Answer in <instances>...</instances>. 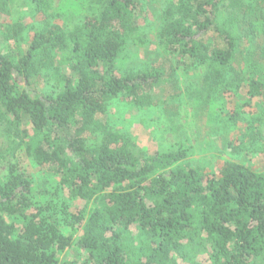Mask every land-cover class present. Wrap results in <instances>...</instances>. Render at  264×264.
I'll list each match as a JSON object with an SVG mask.
<instances>
[{
    "label": "trees",
    "instance_id": "1",
    "mask_svg": "<svg viewBox=\"0 0 264 264\" xmlns=\"http://www.w3.org/2000/svg\"><path fill=\"white\" fill-rule=\"evenodd\" d=\"M246 1L173 0L162 11L159 37L185 66L206 64L219 97L238 49L230 23ZM24 6L32 21L11 37L29 42L25 53L0 51V122L26 126L27 155L50 171L35 182L11 167L0 183V264H264V172L225 160L210 173L183 148L150 154L97 122L116 98L161 82L117 67L138 1L88 0L62 22L37 19L41 0ZM211 32L218 43L205 42ZM247 84L260 96L262 81ZM74 246L82 258L69 254Z\"/></svg>",
    "mask_w": 264,
    "mask_h": 264
},
{
    "label": "rangeland",
    "instance_id": "2",
    "mask_svg": "<svg viewBox=\"0 0 264 264\" xmlns=\"http://www.w3.org/2000/svg\"><path fill=\"white\" fill-rule=\"evenodd\" d=\"M41 1L44 13L37 19L50 14L58 22L79 15L88 4V0ZM137 1L141 9L137 29L120 51L117 67L120 72L160 73L162 79L138 99L127 95L116 98L97 122L125 131L150 154L183 148L192 165L210 173L225 160L264 172V0L244 2L238 20L230 23L238 49L227 79L231 88L221 97L217 93L223 85L215 86L206 78V64L185 66L159 37L162 11L173 0ZM227 17L224 8L220 19ZM31 21L24 0H0V51L21 57L29 42L18 43L11 34L19 31V23L24 27ZM204 40L209 44L219 42L213 32ZM46 73L55 74L51 68ZM249 79L262 81L260 96L252 98L247 92ZM173 95L179 96L171 98ZM227 112L235 118H229ZM25 127L16 130L10 123L0 122V183L11 167L35 182L49 176L50 168L37 165L26 153V146L34 139L24 135ZM68 252L76 258L83 256L76 246Z\"/></svg>",
    "mask_w": 264,
    "mask_h": 264
}]
</instances>
